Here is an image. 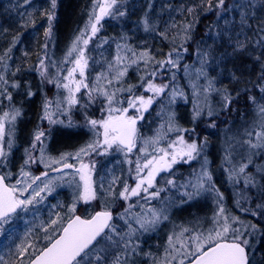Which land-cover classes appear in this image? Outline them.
<instances>
[{
	"label": "trees",
	"instance_id": "trees-1",
	"mask_svg": "<svg viewBox=\"0 0 264 264\" xmlns=\"http://www.w3.org/2000/svg\"><path fill=\"white\" fill-rule=\"evenodd\" d=\"M103 2L104 0H56V8L53 10L51 0H0V56H5L4 63L7 65L6 68L0 66V74L4 75L7 92L12 96L9 102L0 95V117L5 112H11L13 107L21 110L22 115L16 119L19 123L16 126L18 131L16 136L23 144L24 137L28 138L33 128H27V125L40 119L39 113L44 112L45 100L54 99L62 89L57 87L56 83L46 84L45 77L42 78L40 75V59L43 58L44 62H47L53 55L61 61L67 58L68 60L62 62L58 68L60 71L56 70L55 76L49 79L60 84L64 82L63 77L66 76L74 58L68 57L67 53L76 37L89 24L90 17L94 15V7L95 13L98 14V3ZM217 4L218 0H211V7L208 0H117L110 10L111 14L105 16L97 25L99 31L87 46L80 45L85 47L88 66L84 77L77 73L75 79L83 80L89 85V89L81 87L80 91L75 93L81 103L73 107V119L76 121L77 133H83L84 127L79 125H82L85 119L91 117L93 119L98 115L96 112L91 113V109L96 111L95 107L105 106L106 97L100 94L103 92L115 93L114 101H121L117 104L118 108H124L136 94L145 99L152 97L153 102L146 110L142 109V118H138L137 141L133 151L144 156L158 157L160 155L158 149L167 150L181 134L185 141L195 140L198 144L204 143L206 138V145L199 157L189 162L178 158V162L172 164L170 169L160 173L155 188L151 189V192L157 189H163L160 191L162 193L168 191L172 201L170 205L177 206L173 215H169V221L172 219L188 225L190 229L187 232V240L190 244L193 242L191 237L199 235V229L207 231L215 227L219 230L224 222L223 216L244 218L251 225L258 226L256 247L263 249L258 253L264 262V214L253 216L250 212L242 211V208L250 206L255 208L256 203L262 202L255 198L258 194L257 189H246L243 175L239 177V183L229 179V170L238 169L241 164L248 162L249 157L252 162L246 169L247 173H252L260 180L261 173L258 169L264 168V148L252 149L247 143L249 140L256 143L255 134L264 131L262 128L264 120L261 119L258 109L259 104H264V92L260 91V88L264 87V79H261L264 74V42L257 43L264 37V32L260 30L264 26V0H225L223 9L217 8ZM119 12L125 14L120 16ZM50 14L53 15L51 37H46ZM145 18L149 21L147 31L143 24ZM187 25L191 27L185 32ZM238 43L244 45L242 50L237 49ZM45 44L48 45L47 49L44 48ZM118 44L121 45L120 49L117 48ZM124 45L133 49L137 56L132 57ZM181 45L187 51L181 49L179 68H160L156 61H164L169 52L179 49ZM143 52L149 53L152 57L147 65L139 57V53ZM198 52L209 53V62L204 65L206 76L197 74L196 70L201 68V57L198 56ZM118 54L122 58L119 64L116 62ZM132 59H136L137 62L132 63ZM186 66L187 73L184 71ZM125 68L127 69L125 75L117 79V73L114 71H124ZM8 69L19 71L7 72ZM154 69L157 70L156 75L150 76ZM107 72L111 74L106 76ZM172 73H175V80L171 79ZM97 77H100L98 81ZM109 80H112L110 84L106 82ZM149 80L157 86L168 84L169 87L163 94L157 95L147 90ZM208 80H213L215 88L220 92L205 93ZM14 82L20 86L11 87ZM29 87L35 93L31 97L26 95ZM173 87L178 93H182L176 95L174 100L170 96ZM128 88H132V93ZM224 90L234 97L227 109L223 107L221 96ZM250 97H254L256 103H253ZM205 103L214 111L213 116L207 115L208 108L204 107ZM196 105H200L203 110L199 117L193 119ZM31 106H34L33 118L19 120ZM173 113L174 121H170ZM62 119L66 120V116ZM23 120L25 121L21 123ZM213 123L215 127L211 126ZM176 126L188 131L177 133L174 130ZM192 129L195 131L192 132ZM44 133L48 135L49 131L44 130ZM14 139L17 144L15 136ZM7 140L6 135L5 141ZM146 140L149 141L147 145L144 143ZM152 141L156 143L153 144ZM176 146L179 147L178 144ZM142 148L149 149V154L147 151H141ZM168 149L174 151V148ZM205 157L209 161L207 168L212 175L214 186L223 194L222 201L218 202L216 192H210V195L193 204L179 207L188 200L184 193L191 191L189 183L200 173ZM65 175L66 173H60L54 177L60 179ZM73 175L78 178L77 174ZM65 180L68 181L66 178ZM169 180L174 181V184H169ZM6 182L8 183L7 180ZM167 185H170V190L165 189ZM241 193H248L253 197L251 205L240 198ZM149 202H146V205H149ZM201 202L209 207L208 213L206 218L194 221L200 214ZM221 206L224 208L223 214L219 213ZM134 207L127 213L125 209L116 212L112 224L115 232L109 229L106 233L112 237V241H120L121 234L128 231L129 224L133 228L138 227L134 223L137 214L147 215L145 209L148 208L141 207L137 211ZM121 214L124 215L123 219L120 218ZM180 214L182 216L185 214L189 221L181 219ZM156 233L138 232L137 237L139 236V242L143 241L145 246L159 245L161 249L170 235L167 225L161 227L159 234ZM112 241L104 237L99 240L93 248H107V253H100L104 256L102 261H96L94 256L91 257L92 264H113L115 257L125 251L123 241L118 244ZM135 242L133 240V244ZM127 258L121 257V264Z\"/></svg>",
	"mask_w": 264,
	"mask_h": 264
},
{
	"label": "snow or ice",
	"instance_id": "snow-or-ice-1",
	"mask_svg": "<svg viewBox=\"0 0 264 264\" xmlns=\"http://www.w3.org/2000/svg\"><path fill=\"white\" fill-rule=\"evenodd\" d=\"M117 0H104L102 4L98 3L99 12L95 13V7L93 9L94 15L90 17L89 24L86 25L85 29L81 31L80 35L76 37L73 41L71 48L69 49L67 56L73 57V53H75L74 58L71 60L73 67L67 71V76L63 77L66 83L60 84L58 81L49 80L50 83H56L57 87H63L67 90V96L64 97V101H60L57 99L56 101L45 100L43 105V117L42 119H47L49 124L63 123V121L54 119L56 112H60L62 115L64 111L70 109L73 105L79 103L77 100L75 93L79 92L81 87L85 89H89V85L84 83L83 80H76L75 76L78 73L81 77L85 75V69L88 66V60L85 57V47L87 46L89 41L93 36L99 31L97 25L100 21L105 17L111 14L110 10L116 4ZM209 7H211V0H208ZM225 0H218L217 8L223 9ZM51 6L54 10L56 8V0H51ZM191 11V9H189ZM124 12H119L120 16H123ZM52 19L53 15L50 14L48 17V29L45 32L46 37H51L52 30ZM242 16V21H243ZM145 30H149V21L147 18L143 21ZM190 25L185 26V32H187ZM264 32V26L260 29ZM90 33V34H89ZM190 38V37H186ZM105 42H107L105 40ZM264 42V37H261L260 41L257 43ZM48 45L45 44L44 48L47 49ZM127 49L128 52H131L132 57H136L137 53L128 48L127 45L123 46ZM244 47L243 44L238 43L237 49L242 50ZM117 48L120 49L121 45H117ZM187 51V49L183 48V45L180 46L179 49H174V51L169 52L167 54V58L164 61H156V63L160 66V68H179V60L181 58L182 52ZM9 52L11 49L8 50ZM198 56L201 57L200 63L201 68L197 69L198 76H206L207 73L204 70V65L207 64L208 61V52H198ZM7 55V54H5ZM27 55V53H25ZM139 57L144 60V63L147 65L152 57L147 52L139 53ZM121 56L118 54L116 57V62L119 64L121 62ZM259 59V57H257ZM5 62V56H0V66L7 67ZM136 59H132V63H136ZM111 67V66H110ZM126 68L124 71H117L116 78L124 75L126 72ZM19 71V69H17ZM47 71V67L44 65V59H40V75L42 78L45 77ZM156 69H154L149 75L155 76ZM185 73L188 72L187 66L184 69ZM175 73H172L171 79L175 80ZM97 81L100 77L96 78ZM261 79H264V74H262ZM112 81L109 80L110 84ZM19 83L14 82L11 87L18 88ZM168 84H162L157 86L153 84L150 80L147 82V90L151 91L157 95L163 94L165 90L168 88ZM195 88V86H193ZM99 91V90H97ZM128 91H131V88H128ZM205 93L209 91H218L219 89L215 88L213 80H208L207 87L204 89ZM261 92H264V87L260 88ZM106 97L107 103L109 107L107 108V118L101 120L87 119V124L90 126L91 130L94 131L95 139L89 142L84 147H81L75 154L74 158L80 164V167L76 170V174L79 176V181L82 182L77 184V187L80 189L77 196L74 198L72 206L68 209L70 215L67 218V222L62 224L58 229H53V233L59 232V235L48 234L45 239L48 243L40 248L38 251L32 250L31 259L29 264H92L90 260L91 257H95L96 261L104 260V256L100 253H107V248H91L94 242H97V237H100L101 234H104V239L108 241H112V237L105 233V229H110L112 232H115V228L110 225V221L113 219L111 211H100L92 215L90 218H82L79 215H75L76 211V201H83L84 203H89L92 200L97 198L96 187L94 186V181L92 180V172L94 170L95 165L83 163V157L91 155L92 152H97L98 154H103L108 152V150L113 149L115 146L116 150L123 151L125 153H131L133 149L136 147L137 141V129L136 122L138 118L128 116V108H117L113 107V103L120 104L121 101L115 100V93L109 94L107 92L100 93ZM182 95V93H178L177 89L173 87L170 92L171 99L174 100L176 95ZM0 95H3L5 99L9 102L12 100L11 93L7 92V81L5 80L4 75L0 74ZM26 95L31 97L35 95L34 92L30 90L27 91ZM89 100L91 102V90L88 92ZM238 95V93H237ZM223 107L227 109L233 102V95L227 90L221 92ZM205 101L207 100V96L204 97ZM250 100L253 103H256L254 97H250ZM153 102L152 97L145 99L143 96H139L135 101H128V106L130 108H137V104H139L140 108L146 110L148 105H151ZM55 105L56 112L51 111ZM204 107L208 108L207 115L213 116L215 113L206 103ZM259 114L261 119L264 120V104L258 105ZM202 108L200 105L194 106L193 119H196L202 114ZM22 115V112L19 108L13 107L11 112L3 113V116L0 117V164H4L6 162L8 153L13 147V141L11 139L13 135V128L15 126V121L18 116ZM174 113L170 116V121H174ZM6 124L11 125L7 129L6 132ZM215 127L213 123L211 125ZM170 130L172 129V124L169 125ZM262 128H264V124H262ZM97 129H102V131H96ZM174 130L177 133H183L188 131L187 129L180 128L176 126ZM192 132L195 130L192 129ZM8 136L9 139L7 142L5 141V136ZM256 143L252 140L247 141L249 146L252 149L256 148H264V131L257 132L256 134ZM46 139V134L37 130L33 136V142L30 146V149H25L26 158L24 160V164L20 167V174L24 177H29L31 174L25 171V167L33 161V151H39L40 153V161L44 162V140ZM145 145L149 143V141L144 142ZM153 144L156 141H152ZM37 144L40 145L37 148ZM179 147H176V145ZM206 145V138L204 143L198 144L195 140L192 142L185 141L183 135H179L172 144L169 145L170 148H174V151H167L165 149H158L161 153L158 157L153 155L151 158H146L143 164L140 163L139 158H137L136 162V182L135 187H130L127 183L124 184L122 190L116 194L113 190L112 183L109 184L107 188L104 187V184L101 183L99 185L101 189V194L104 196H112L114 198H120L124 201H129L131 197H141V194L145 195L142 197L145 201L148 200L149 197L155 199L159 197L160 191L163 189H157L156 191L149 192V189L155 188V177L162 171L168 170L171 168L172 164L178 162V157L185 162H189L193 159H196L200 156V153L204 150ZM5 148L8 149V152L5 151ZM99 149H103V152H98ZM141 151H146V148H142ZM71 153H63L61 154L59 159L53 161L55 164H63L64 168H74L75 165L68 163V159L72 157ZM251 157H249L248 162L241 164L238 169L229 170V179L234 180L236 183H239V177L241 175L244 176L243 184L244 187L257 189L256 199L258 201H262L256 203L255 208L251 206L248 208H242V211L250 212L253 216L264 214V168H259L258 172L261 173L260 180H257L256 177L252 173H247L246 169L248 165L251 163ZM131 163V161H129ZM209 161L205 157L203 159V163L201 165V171L196 176L194 182L190 183L191 191H185L184 195L187 199L191 200L192 198L199 196L202 192H216L218 202H221L223 199V194L220 193L214 186L213 179L211 173L208 171L207 165ZM50 165H46L49 167ZM144 169H147L146 174L141 175L144 172ZM53 171H59V168H53ZM12 173L7 171L3 174H0V235L4 234L3 225L8 223L12 214L16 213L18 209L27 211L28 206L32 205L34 202L38 203L37 197H40L41 200L44 197L40 196L41 192L47 191L49 194L54 190L52 187V181L48 180L43 183V186H37L32 189L31 195L26 198H21L25 195L29 188L32 187V184L35 183L36 180H40L41 177H32L31 183L17 180L16 184H8L6 180L11 177ZM43 176L47 177L48 173H42ZM23 183V187H18ZM169 184H174V181L169 180ZM240 198L251 205L253 197L248 193L239 194ZM237 206H240V201H237ZM134 207V205L129 204L125 208V213L128 212L130 208ZM257 209L262 211H257ZM219 213H224V208L221 206L219 208ZM162 213L156 210H149V214L147 215H139L137 214L134 217V223L138 226L133 228L131 224L128 225V231L125 232L122 236H120V241H123L124 252H121L120 255L116 256L113 260V264H121V257L131 256L133 254H137L138 245L133 244V237L137 235L138 232H149L150 230H154L155 227L161 220ZM121 219L124 218V215L121 214ZM58 219H62L59 218ZM163 219H167V216H164ZM238 218L233 217V221H237ZM223 224L220 225L219 230L210 231L207 236H203L202 234L191 237L193 241H195V249L186 251L182 254L181 259H179L178 264H185V258L188 259V264H250L249 258V240L243 238V232L239 229H233L230 227L228 223V217L223 216ZM57 220L53 219L49 221L50 225H55ZM249 228L252 232H255L258 228L257 225H248L245 227L244 231H248ZM45 231H47L45 229ZM184 231H188L184 229ZM231 233V235H229ZM183 233H181L182 235ZM119 235V233H117ZM251 235V232H249ZM120 241H112L113 243H120ZM99 243V242H97ZM169 246L173 249V251L177 255H181L180 249L175 248L173 244V237H169ZM187 247L184 244H181V248ZM29 248L31 245L25 247L23 243L21 245L16 246V255H23L29 252ZM90 249V250H89ZM167 255L171 257V259H176L175 255H172V252H169L168 249L165 250ZM0 264H9L8 261L4 260L3 257H0ZM14 264V262H13ZM23 264V261L20 262ZM123 264H128V260L125 259ZM160 264H170V260L164 259L160 262Z\"/></svg>",
	"mask_w": 264,
	"mask_h": 264
},
{
	"label": "rangeland",
	"instance_id": "rangeland-1",
	"mask_svg": "<svg viewBox=\"0 0 264 264\" xmlns=\"http://www.w3.org/2000/svg\"><path fill=\"white\" fill-rule=\"evenodd\" d=\"M75 53H73L74 55ZM106 56V55H105ZM74 57V56H73ZM105 59V58H104ZM68 60L67 58L64 59V61ZM61 60H58L53 55L47 62H44V65L47 67V71L45 74V80L46 84L50 85L49 79L50 77L55 76V72L60 71L58 68H60L62 62ZM72 65V66H71ZM70 69L73 67V64H70ZM7 72L15 71L17 70H6ZM68 71V70H67ZM114 73H117L114 71ZM110 72L105 73L106 76L110 75ZM125 75V74H124ZM123 75V76H124ZM67 76V74H66ZM48 78V79H47ZM107 80V79H105ZM112 81V80H111ZM67 81L64 80L63 83H66ZM108 82V81H106ZM44 82V86L46 85ZM132 89V88H131ZM120 90L121 87H120ZM132 93V91H130ZM67 90L62 87V89L59 91L57 95H55V98L51 99L50 101H56L59 99L60 101H64V97L67 96ZM140 95L136 94V96L133 98L132 101H135L137 97ZM80 101V99H77ZM90 102V101H89ZM79 102L78 104H80ZM105 106L97 108L96 111H92L91 113L96 112L98 115L94 116V120H101L107 118V109L109 107L107 101H105ZM91 105V104H90ZM116 105V106H115ZM76 105H73L70 109L64 111V113L61 115L60 112H56L55 105H53V108L51 109L53 112H56V115L54 116V119L62 120L64 121V125L66 124L65 121L70 120V124H72V120L74 118L73 114V107ZM113 107H117V104H113ZM118 108V107H117ZM124 108H128L127 115L128 116H134V117H140L142 108H140L139 104H137V108H130L128 104L124 105ZM34 109V106H31V109H28L25 111V115L22 116L21 119L26 118H33L34 113L32 110ZM133 109V110H132ZM134 113V114H133ZM41 114V115H40ZM40 118L43 117V111L39 113ZM66 116V120H63L62 117ZM89 119H92L89 118ZM38 120V119H37ZM138 120V119H137ZM25 120L21 121L23 123ZM139 120L136 122V126H138ZM35 123V122H34ZM34 123L28 124L27 128H32ZM19 123L15 121V126L13 128V135L11 137L13 141V147L8 153L6 162L4 164H0V174H3L7 171H10L12 173L11 177L7 180L9 184H16L17 180L25 181L28 183H31L32 177H41L40 180H36L35 183L32 184V187L28 189V191L25 193L24 196L21 198H26L27 196L31 195L32 189L36 188L37 186H43V183L51 180L52 181V187L53 191L49 194L47 191L41 192L40 196L44 197L43 200L40 199V197H37L38 203H33L32 205L28 206L27 211L21 210L17 215L10 218L9 222L3 225L4 234L0 235V257H3L4 260L8 261L9 264H20L21 261H23V264H28L31 259V252L32 250L38 251L40 248L44 247L48 241L45 239L46 235L48 234H54L59 235V232L53 233V229H58L62 224H65L67 222V218L70 215L68 212V209L72 206L74 198L77 196L79 192V188L77 187V184L80 183L82 185V182L79 181V179L74 177L76 174V171H69L66 172V175L63 178L57 179L52 175H48L47 177L43 176L42 173L47 172L50 170V168H57L63 166V164H55L53 163L54 160L59 159L61 154L63 153H71L73 154L72 157L68 159V163L71 160H74L76 167H78V162L74 158V154L81 148L87 145L89 142L93 141L96 137L94 134V131L89 128L90 126L87 124V119H85L82 122V126L84 127L83 133L86 132L85 136H82L81 134L73 135L70 133H63L62 137L57 139V144L54 146L56 149L64 148L68 146H74L73 148L69 147L67 150H61L60 152L51 151L47 147H45L44 150V162H41L39 157L40 153L39 151H33V161L30 162L26 167L25 171L29 172L31 175L29 177H24L20 174V167L24 164V160L26 158L25 149H30V146L33 142V138L29 142H24L18 140L16 136V126ZM37 125V124H36ZM36 125L32 128L34 129ZM63 124H58V126L63 128ZM11 127V125L6 124V131L7 129ZM86 130V131H84ZM96 131H102V129H97ZM18 132V131H17ZM14 136L17 140V144L14 141ZM9 139V137H8ZM30 140V139H29ZM24 141H26V138L24 137ZM7 142V141H6ZM20 142V143H18ZM28 143H31L30 145ZM45 143V142H44ZM69 145H66L68 144ZM65 145V146H64ZM40 145L37 144V148ZM64 146V147H63ZM178 147V146H176ZM149 148V147H148ZM167 151H171L168 149ZM135 150V148L133 149ZM5 151L8 152V149L5 148ZM58 151V150H57ZM147 152L149 149L146 150ZM98 152H103V149H99ZM144 152V151H143ZM149 154V152H148ZM147 155V154H145ZM161 155V153H160ZM143 156V157H142ZM150 156H144L142 154L136 153H125L123 151H119L115 149V146L113 149L108 150V152L103 154H98L97 152H92L91 155L84 156L83 157V163L89 164L90 166L92 164L95 165L94 170L92 172V180L94 181V186L96 187L97 191V198L95 200L90 201L89 203H84L83 201H76V211L75 215H81L83 217H89L93 215L96 211H112L116 214L118 210L123 211L129 204L137 205L136 210L143 208L147 212L149 210H156L158 212L162 213L161 220L158 223V225L155 227L154 230H150V233L157 232L159 234V231L161 230V227L163 225H167L168 233L170 234L167 237V241L161 249L159 248V245H153V247H148L143 244V241L139 242V236L137 235L133 237V240L136 242L135 245H138L137 247V254H133L131 256H127L128 258V264H160V262L164 259L170 260V264H178L179 259L183 258L182 254L186 251L195 249V241L191 242L189 244L187 240V232L184 231V229L189 230L188 225H183L180 221H173L172 219L169 221V215H173L175 209L177 206L170 203L172 202L170 199V194H168V191L160 192L159 197L153 199L148 198L147 201L143 199L142 197L145 195L144 193L141 194V197H131L129 201H124L120 198H114L112 196H104L101 194V189L99 185L101 183L104 184V187L107 188L112 181H115L114 184H112L113 190L116 194H118L125 183H127L130 187H135L136 182V162L137 158H139V161L141 164L145 162V159ZM151 158V157H150ZM179 158V157H178ZM131 161V163H129ZM46 165H50L49 167H46ZM80 167V164H79ZM147 169H144V172L141 173V175L146 174ZM54 177V178H53ZM68 179L67 180H65ZM70 178V179H69ZM158 177H155L154 183L156 184V179ZM196 178L193 179L190 183L194 182ZM189 183V184H190ZM18 187H23V183L20 185H17ZM190 187V186H189ZM191 188V187H190ZM166 190H170V185H167ZM149 192H151V189H149ZM210 192H202L199 196H196L192 198L191 200H187L184 204L182 203L179 207L185 204H193L197 201H199L201 198H203L206 195H210ZM151 199V200H150ZM152 201V202H149ZM146 202H149V205H146ZM204 202L199 203V216L195 218L194 221H198L200 219L206 218V215L208 213L209 207L204 206ZM146 214H149V212ZM86 215V216H84ZM185 215V214H184ZM181 216L182 218H185V216ZM164 216H167V219H163ZM62 218V219H58ZM234 217V216H233ZM233 217L228 216V223L231 228L233 229H239L241 232H243V238H246L249 240V252H256V242L257 237L259 236L258 233L252 232V230L249 228L248 231H244L245 227L248 225H251L249 222H247L244 218H238L237 221H233ZM57 220V223L55 225H50V220ZM186 219V218H185ZM186 221H189L186 219ZM193 221V222H194ZM192 223V222H189ZM45 229L47 231H45ZM215 227L211 230L202 231L199 229V234H202L203 236H207L210 231H215ZM149 232H147L149 234ZM249 232H251V235H249ZM156 233V234H157ZM181 233H183L181 235ZM231 235V233H229ZM122 236V234H121ZM155 237H159V235H154ZM173 237V244L175 245V248L180 249L181 255H177L173 249L169 246V237ZM137 238V239H136ZM23 245L25 247L31 245V248H29V252L25 253L23 255H19L17 257L16 255V246L17 245ZM181 244L186 245L187 247L181 248ZM166 249H168L169 252H172V255L176 256V259H171L166 253ZM261 253V252H260ZM257 259H261V254H257ZM188 261V259L185 258V263Z\"/></svg>",
	"mask_w": 264,
	"mask_h": 264
},
{
	"label": "flooded vegetation",
	"instance_id": "flooded-vegetation-1",
	"mask_svg": "<svg viewBox=\"0 0 264 264\" xmlns=\"http://www.w3.org/2000/svg\"><path fill=\"white\" fill-rule=\"evenodd\" d=\"M62 121V120H61ZM35 122V123H34ZM33 123H34V125H33V127L36 125V127L34 128V129H32L31 131H30V133H29V136H28V138H26V141L25 142H29V141H31V139L33 138V136H32V138H31V135H33V133L34 132H36L37 130H41V131H43L44 132V130L45 131H49V134L48 135H46V139L45 138H43L42 137V139L44 140V145H45V147H47L49 150H51V151H56V152H60L62 149L63 150H67L69 147H71V146H68V147H64V148H59V149H56L54 146L57 144V139H58V137H60L63 133H70V134H73V135H78V133H77V129L75 128V126H76V121L73 119L72 120V124H70V120H68V121H65L66 122V124L64 125V121H63V123H61V124H63L62 126H63V128H60L59 126H58V124H60V123H56V124H49V122H48V120L47 119H42V118H40L39 120H36V121H34ZM38 126H40V128L38 127ZM90 128V127H89ZM84 129V128H83ZM84 131H86V130H84ZM87 132V131H86ZM86 132H84V133H81V135L82 136H85V134H86ZM30 139V140H29ZM66 145H69V143L68 144H66ZM40 147V146H39ZM38 147V148H39ZM74 146H72L71 148H73ZM58 150V151H57ZM132 153L133 154H136V152L135 151H132ZM69 163H71V164H74L75 165V162H74V160H71V161H69ZM79 168V164H78V167H76V165H75V167L74 168H71V169H68V168H64L63 166L62 167H60L59 169V171H53V170H49L48 171V175H52V176H57V175H59L60 173H66V172H69V171H76L77 169ZM161 173V172H160ZM160 173L157 175V177H159V175H160ZM78 179H79V176H78ZM7 183V182H6ZM84 216H86V215H84ZM256 251L257 252H262L263 251V249H260V248H256ZM258 253H256V252H249V258H250V264H264V262H262L261 261V259H257V257H258V255H257ZM260 254V253H259Z\"/></svg>",
	"mask_w": 264,
	"mask_h": 264
},
{
	"label": "water",
	"instance_id": "water-1",
	"mask_svg": "<svg viewBox=\"0 0 264 264\" xmlns=\"http://www.w3.org/2000/svg\"><path fill=\"white\" fill-rule=\"evenodd\" d=\"M19 211H20V209H18L16 213H13L12 216L15 215V214H17ZM102 211H103V210H102ZM97 212H100V211H96L95 213H97ZM95 213H94V214H95ZM111 213H112L113 219L109 222L110 225H112V223H113V221H114V213H113L112 211H111ZM94 214H93V215H94ZM79 216H80V215H79ZM81 217H82V216H81ZM82 218H84V217H82ZM108 230H109V229H105V233H107ZM102 237H104V234H101L100 237H97V242H98ZM97 242H94L93 245L90 246V249L93 248V247L97 244ZM90 249H89V250H90ZM28 264H29V263H28ZM186 264H188V263H186Z\"/></svg>",
	"mask_w": 264,
	"mask_h": 264
}]
</instances>
